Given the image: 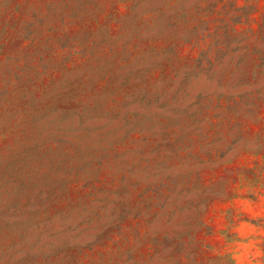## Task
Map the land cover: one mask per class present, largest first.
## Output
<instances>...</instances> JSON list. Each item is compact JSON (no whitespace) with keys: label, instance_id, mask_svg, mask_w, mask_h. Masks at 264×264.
<instances>
[{"label":"rangeland","instance_id":"obj_1","mask_svg":"<svg viewBox=\"0 0 264 264\" xmlns=\"http://www.w3.org/2000/svg\"><path fill=\"white\" fill-rule=\"evenodd\" d=\"M0 264H264V0H0Z\"/></svg>","mask_w":264,"mask_h":264}]
</instances>
